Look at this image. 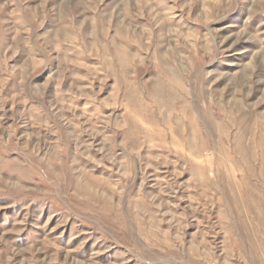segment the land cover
<instances>
[{
	"label": "rangeland",
	"instance_id": "rangeland-1",
	"mask_svg": "<svg viewBox=\"0 0 264 264\" xmlns=\"http://www.w3.org/2000/svg\"><path fill=\"white\" fill-rule=\"evenodd\" d=\"M0 264H264V0H0Z\"/></svg>",
	"mask_w": 264,
	"mask_h": 264
}]
</instances>
